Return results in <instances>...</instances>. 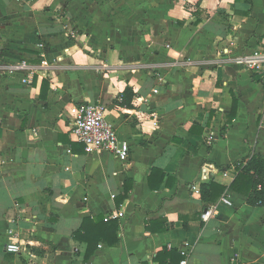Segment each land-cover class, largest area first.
<instances>
[{
  "label": "crops",
  "instance_id": "crops-1",
  "mask_svg": "<svg viewBox=\"0 0 264 264\" xmlns=\"http://www.w3.org/2000/svg\"><path fill=\"white\" fill-rule=\"evenodd\" d=\"M255 48L264 0H0V264H160L165 247L179 264H264V206L230 186L264 156V84L232 60ZM87 102L128 161L74 140ZM113 214L119 244L85 262L75 232Z\"/></svg>",
  "mask_w": 264,
  "mask_h": 264
},
{
  "label": "trees",
  "instance_id": "trees-1",
  "mask_svg": "<svg viewBox=\"0 0 264 264\" xmlns=\"http://www.w3.org/2000/svg\"><path fill=\"white\" fill-rule=\"evenodd\" d=\"M44 95V94H43ZM134 92L131 88H126L121 100L122 105L132 107V98ZM235 115L233 110L232 116ZM238 174L230 184L231 188L237 192L247 195V202L249 205L257 207L264 206V156L260 153L251 152L247 157L240 159L237 162ZM206 186L203 185V189ZM129 186L125 187V194L120 196L118 202H123L128 195ZM224 190L225 187L216 183H210V190ZM203 191V200H213L210 195L212 193ZM119 227L118 220L110 219L106 220L103 215L86 218L82 227L75 232V239L87 244V249L84 257V261H88L93 255L95 249L100 243H106L110 246L118 245L120 238L117 236ZM175 254V255H174ZM176 254L178 259L176 260ZM184 256L177 250H168L165 247L159 252L155 259L160 264H179L180 260ZM171 260L170 263H167Z\"/></svg>",
  "mask_w": 264,
  "mask_h": 264
},
{
  "label": "built area",
  "instance_id": "built-area-1",
  "mask_svg": "<svg viewBox=\"0 0 264 264\" xmlns=\"http://www.w3.org/2000/svg\"><path fill=\"white\" fill-rule=\"evenodd\" d=\"M227 53V52H226ZM241 69L258 76L264 84V49H252L232 57ZM155 125L157 121L154 122ZM74 140L85 145L88 153H98L106 151L122 162L128 161L131 152V143L127 139L119 136L115 125L106 118L105 107L101 103L87 102L77 109V119L71 129ZM225 203L230 204V200L224 198ZM211 211L203 215L204 220H208ZM118 214L105 217L106 220L118 219ZM8 252L20 253L22 245L19 241L10 240L5 245ZM181 264H187L183 260Z\"/></svg>",
  "mask_w": 264,
  "mask_h": 264
}]
</instances>
